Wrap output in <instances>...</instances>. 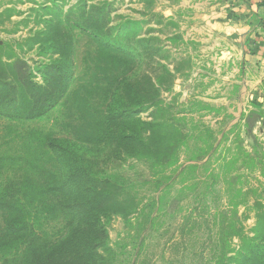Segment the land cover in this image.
Wrapping results in <instances>:
<instances>
[{
  "label": "rangeland",
  "instance_id": "rangeland-1",
  "mask_svg": "<svg viewBox=\"0 0 264 264\" xmlns=\"http://www.w3.org/2000/svg\"><path fill=\"white\" fill-rule=\"evenodd\" d=\"M220 2L0 0V58L13 64L1 72L57 96L34 119L0 113V193L25 194L43 229L60 234L66 196L38 187L49 181L37 168L49 165L38 140L67 138L96 175L122 189L104 209L100 264H243L244 239L258 242L264 228V125L244 111L219 64L229 44ZM124 84L143 89V104L125 102ZM111 99L116 115H135L127 131L164 123L150 141L143 126V151L89 137ZM13 213L0 207V264L28 263L5 229ZM29 223L37 225L35 215Z\"/></svg>",
  "mask_w": 264,
  "mask_h": 264
},
{
  "label": "trees",
  "instance_id": "trees-1",
  "mask_svg": "<svg viewBox=\"0 0 264 264\" xmlns=\"http://www.w3.org/2000/svg\"><path fill=\"white\" fill-rule=\"evenodd\" d=\"M11 67H13L12 63L2 61L0 58V113L5 112V109H14L16 119H34L45 113L46 109L50 110L57 96L53 95L54 93L48 88L28 82L27 79H21L16 75L1 72V68ZM125 85L124 90H127L126 96L129 97L125 102L132 105L143 104L142 98L137 100V91L143 89L139 86ZM122 86V84L114 86L112 93ZM154 86L153 84L152 87ZM108 102L102 111L104 118H100L97 125L92 128L93 133L89 135L90 138L93 137V140L101 139V142H108L116 138V149L122 150L121 145L124 144L134 155L139 147L143 151L145 142L141 138L143 126H151V128H145L149 133L146 140L150 141L156 132L155 129L162 128L164 125V123L143 121L140 122V128L127 131V128L124 129V122L134 120L135 115L132 114L131 109H128L117 116L112 109V99ZM112 119L119 122L118 129L110 125ZM43 135L44 137H40L38 143L48 148L46 155L49 158L47 159L49 165H38L37 168H41V174H45L49 181L45 185L37 184L38 187L47 191L46 194L49 193L47 194L49 197L56 193L66 196L62 204L70 218L66 224L58 227L61 230L60 234L54 238L50 237V234L40 225L43 219H39L34 209H28L30 206L24 201L25 194L12 199L10 194L1 192L0 207L7 208L11 214H14V208L19 212L15 220L10 218L7 220L5 229L12 235L11 239L16 238L19 241L18 250L25 246V251L22 252L23 260H28V263L23 264H98L101 258L99 255L106 246L107 238L102 223V217L106 214L104 209L110 208L114 201L118 200L117 195L122 192L121 186L112 178L96 175L85 159L72 147L76 144L75 141L49 134ZM150 147L149 144L147 151L152 152ZM157 150L158 148H154L155 154ZM163 154L165 156L168 153ZM169 156L170 154L166 155V157ZM259 205L261 209H264L263 205ZM34 215L37 219L36 226L29 223ZM257 229L262 237L258 242L244 239L243 264H264V228H260L259 225ZM4 239L0 237V241ZM18 261L20 259H17L16 263Z\"/></svg>",
  "mask_w": 264,
  "mask_h": 264
},
{
  "label": "crops",
  "instance_id": "crops-1",
  "mask_svg": "<svg viewBox=\"0 0 264 264\" xmlns=\"http://www.w3.org/2000/svg\"><path fill=\"white\" fill-rule=\"evenodd\" d=\"M219 5L218 21L229 39L219 64L240 89L244 111L264 121V0H221Z\"/></svg>",
  "mask_w": 264,
  "mask_h": 264
},
{
  "label": "water",
  "instance_id": "water-1",
  "mask_svg": "<svg viewBox=\"0 0 264 264\" xmlns=\"http://www.w3.org/2000/svg\"><path fill=\"white\" fill-rule=\"evenodd\" d=\"M257 117H258L257 115L254 116V117H253V120H256ZM263 125H264V121H263Z\"/></svg>",
  "mask_w": 264,
  "mask_h": 264
}]
</instances>
